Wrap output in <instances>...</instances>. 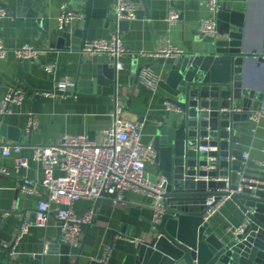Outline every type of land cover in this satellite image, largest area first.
<instances>
[{
    "label": "crops",
    "instance_id": "0c3cea01",
    "mask_svg": "<svg viewBox=\"0 0 264 264\" xmlns=\"http://www.w3.org/2000/svg\"><path fill=\"white\" fill-rule=\"evenodd\" d=\"M89 0H45V12L53 27L59 29L58 19L64 10L81 11ZM91 8L105 9L113 14L116 0H90ZM209 0H131L137 8L134 21L120 30L103 27L100 20L91 19L88 30L96 29V39L117 34L130 55L119 58L121 69L114 76L116 86L102 87L101 93L84 94L77 87L76 93L61 95L56 93L57 82L69 78L74 82L90 80L100 65L109 58L100 55L90 58L78 49L51 48L48 37L35 26L26 25L17 17L0 20V40L8 49L0 60V101L12 89H22L24 101L13 106L10 114L0 116V169L14 170L15 155L4 156L2 149L19 145L21 155L27 160V168L9 176L0 174V245L9 244L11 252L0 247V264H29L32 258L40 256L39 264H101L104 248L112 247L108 264H135L136 243L148 240L154 232L151 224V198L134 192H126L123 208L115 209L108 200L96 203L78 202L74 206L76 214L93 211L90 225L83 226L80 244L72 248L60 241L58 221L51 215L48 227L38 229L33 226L37 203L45 199V191L39 186L43 170L32 158L36 146H52L64 135H84L91 141H99L102 132L113 123L114 101L123 106L122 117L127 121L145 120L143 141L152 144L156 128L162 119H168L165 102L172 92L166 84L169 68L174 59H154L152 54L163 48L167 42L186 52L199 53L202 41L198 32L201 20L208 19ZM15 0H0V4L14 6ZM219 6L244 15L245 43L251 50L264 51V0H218ZM174 10L180 16L179 22L168 27L166 17ZM79 30L84 29V15L70 24ZM52 31H50L51 33ZM93 41V40H92ZM81 40L71 38V48H78ZM30 45L39 51L35 60L17 59L13 50ZM53 65L54 73L44 70ZM149 68L163 77L156 94H152L136 83L137 67ZM245 84L260 96L264 109V66L250 62L245 73ZM53 93V96L50 94ZM33 116L36 126L31 130L27 124ZM254 130V132H253ZM238 147L248 161L260 164L264 159V117L257 125L250 120L238 122ZM145 172L151 181L160 177L155 165L146 164ZM56 175L60 173L56 172ZM24 181L38 190L34 194L24 192ZM55 210V207L52 206ZM22 222L30 225L29 231L17 241L15 237ZM244 217L237 206L228 200L209 219L210 225L219 233L223 229L233 233L242 226ZM78 249V254L74 252Z\"/></svg>",
    "mask_w": 264,
    "mask_h": 264
},
{
    "label": "water",
    "instance_id": "95a60500",
    "mask_svg": "<svg viewBox=\"0 0 264 264\" xmlns=\"http://www.w3.org/2000/svg\"><path fill=\"white\" fill-rule=\"evenodd\" d=\"M91 3L86 2L80 12L65 11L84 15L83 30L70 25L51 30L45 0H15L12 7L0 6L7 16L26 25L38 23L51 48L82 52L96 37V29H87L91 19L113 30L128 24L118 22L114 13L105 9L91 8ZM216 25V41L200 37L201 52H188L169 68L166 84L172 96L166 101L181 114L162 119L152 139L155 167L166 181L162 195L165 213L153 226L151 237L136 245L135 264H264V165L243 161L236 136L238 122L244 123L263 108L260 96L245 84V73L250 62L264 66V51L246 46L242 13L222 4ZM71 38L81 40L78 48H71ZM115 65L116 60L109 59L90 80L77 78L72 93L79 87L84 94L99 95L102 87L116 86ZM144 68L149 66L137 67L136 83ZM200 146L215 151L200 152ZM198 177L210 181H196ZM238 187L241 190L236 193ZM223 196H228L244 217L239 232L229 234L223 229L219 233L204 220L206 200ZM40 260L35 256L29 264Z\"/></svg>",
    "mask_w": 264,
    "mask_h": 264
},
{
    "label": "built area",
    "instance_id": "2783aa9c",
    "mask_svg": "<svg viewBox=\"0 0 264 264\" xmlns=\"http://www.w3.org/2000/svg\"><path fill=\"white\" fill-rule=\"evenodd\" d=\"M219 8L218 0L208 1L211 17L201 20L198 25L199 35L203 39L216 41L219 38L216 25ZM65 11L58 19L60 28L69 25L77 18V14L72 12L65 14ZM113 12L118 22H132L137 17V8L131 0H116ZM6 17V10L0 6V20ZM179 18V14L171 10L166 17L168 27L178 23ZM7 51L8 49L0 40V60L6 56ZM13 53L20 60H35L39 56V51L30 45L15 49ZM82 53L90 58L105 55L109 59H115L116 70H120L122 67L119 58L130 55L117 34L86 43ZM187 53L167 42L163 48L145 55L154 59L169 58L176 60ZM44 70L48 73H54L55 67L53 65L45 66ZM138 81L142 88L156 94L159 84L163 82V77L150 68H144L139 73ZM75 85L76 82L69 78L59 80L56 93L68 94L75 89ZM50 95L53 96V93ZM23 101L24 92L22 89L10 90L0 101V116L10 114L11 108L21 105ZM114 103L113 123L111 127L102 132L98 142L91 141L84 135H64L55 145L36 146L32 149L33 160L39 163L43 170V179L39 186L46 193L45 199L37 203L33 226L38 229H46L51 215L55 214L60 241L72 248H76L80 244L82 227L90 225L94 218V213L91 210L81 215L76 214L74 206L78 202L96 203L101 200H108L113 208L120 209L126 205L124 194L134 192L151 198L152 226L157 225L165 213L162 195L165 192L166 181L162 176L151 181L145 172V165H155L156 158L152 144L143 141L145 120L127 121L123 119L122 104L117 100ZM165 106L168 114L176 116L181 114L180 109L167 101ZM261 117H264L263 108L252 113L249 120L253 125H257ZM35 126L36 120L30 116L27 129L31 130ZM198 151L210 152L215 151V148L200 146ZM21 152L22 147L19 145L2 149L4 156H9L11 153L15 155V166L13 171L0 169L1 175L18 174L22 169L27 168V160L22 157ZM242 158L244 162L248 161L247 155L243 154ZM260 164L264 165V159ZM203 170L210 171L213 168H204ZM56 172L60 175H56ZM195 180L210 181L208 177H198ZM23 184L22 190L24 192L34 194L38 190L27 181H24ZM240 190L241 188L238 187L236 193ZM228 200H230L228 196L220 197L218 200H215L214 197L208 198L204 220L209 221ZM52 206L55 207V210L52 209ZM29 227L28 223L22 222L14 241L26 235ZM241 229L242 226L235 232H239ZM131 241L136 244L139 243L135 239H131ZM0 247L6 250L12 249L9 244H2ZM111 252L112 247L106 246L99 262L108 264Z\"/></svg>",
    "mask_w": 264,
    "mask_h": 264
}]
</instances>
